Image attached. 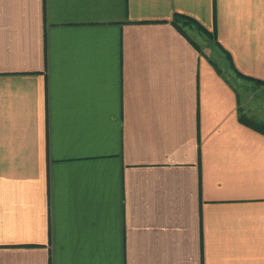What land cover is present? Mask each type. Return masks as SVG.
<instances>
[{"label": "crops", "instance_id": "0c3cea01", "mask_svg": "<svg viewBox=\"0 0 264 264\" xmlns=\"http://www.w3.org/2000/svg\"><path fill=\"white\" fill-rule=\"evenodd\" d=\"M235 72L264 0H0V264H264Z\"/></svg>", "mask_w": 264, "mask_h": 264}, {"label": "rangeland", "instance_id": "374dc122", "mask_svg": "<svg viewBox=\"0 0 264 264\" xmlns=\"http://www.w3.org/2000/svg\"><path fill=\"white\" fill-rule=\"evenodd\" d=\"M192 34L200 41L201 44H203V39H201L202 37L199 32L195 30V32ZM242 79L243 81H239L238 85H242L241 93H243V103L248 108L244 109L245 114H243V117L246 118V121L250 122L251 124H256L258 127H261L264 130V85H257L258 87L256 88L250 84L246 85L247 83L245 79ZM247 86H250L251 89H249ZM245 87L249 89L248 92ZM246 106H244V108Z\"/></svg>", "mask_w": 264, "mask_h": 264}, {"label": "trees", "instance_id": "16d2710c", "mask_svg": "<svg viewBox=\"0 0 264 264\" xmlns=\"http://www.w3.org/2000/svg\"><path fill=\"white\" fill-rule=\"evenodd\" d=\"M181 20L183 21V23L181 22ZM186 22L187 23H191V24H195V26H199L200 27V25L195 20H193L192 18L191 19H188L186 17H183L182 15H176V16H174L173 23L182 32H183V30H182V24L184 25V24H186ZM235 73L237 74L238 77L244 78L245 80H250L255 85H260V84L264 85V82L263 81L256 80V79H253V78H249V77H245V76L241 75L238 72H235ZM240 119L243 121V123H245L247 125H251L253 128H257L260 131H264L261 127H258L256 124H251L250 122L246 121V118L245 117H242Z\"/></svg>", "mask_w": 264, "mask_h": 264}]
</instances>
